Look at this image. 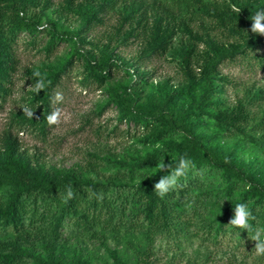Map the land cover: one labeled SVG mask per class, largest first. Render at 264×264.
Here are the masks:
<instances>
[{
    "label": "rangeland",
    "instance_id": "374dc122",
    "mask_svg": "<svg viewBox=\"0 0 264 264\" xmlns=\"http://www.w3.org/2000/svg\"><path fill=\"white\" fill-rule=\"evenodd\" d=\"M49 1L51 4L48 8H30L27 15L45 14L56 20L61 29L77 28L79 20L65 7L63 0ZM146 2L151 4L149 9L160 12L175 30L168 51L160 57L144 51L148 38L141 27H136L132 36L123 39L128 23L119 27L122 25L120 4L105 12L103 23L92 26L84 34L87 44L79 48L89 51L100 61V49L108 45L120 68L101 86L95 82L83 86L84 63L75 55L72 63L50 85L49 114L59 109L62 115L58 124L48 125L44 135L22 119L26 115L22 108L28 107L33 113L38 112L40 103L33 97L34 91L30 86L41 78L45 84H49L56 69L73 53V45L71 41L58 40L55 49L48 54L45 51L49 39L46 31L37 35L33 45L29 43L28 36L20 35L14 52L16 64L10 91L0 101V148L10 138L16 141L20 151L34 165H42L45 169L74 168L87 178L108 182L109 187L128 185L129 188L124 187L122 196L117 200V203L123 200V220L119 223L126 222L118 224L115 230H104L102 236L96 238L66 223L61 231L60 240L66 252H81L90 258L91 264H113L107 254L109 250L116 251L127 264H264V256L255 254V241L251 240L253 233L229 224L217 233L209 230L208 223L211 220L213 223L220 210L232 203L231 196L237 192L235 190L231 195L224 193L225 185L218 178L212 185L206 182L204 187L208 192L218 191L216 200H210L209 195L205 194L207 199L193 198L177 207L180 214L173 217L174 225L179 227L176 230H164L148 223L139 212L143 209L142 202L136 197L132 198V187L142 180H151L161 172L156 167L161 160L166 165L171 162L172 153L165 148L164 142L177 138L166 137L156 145L143 143L141 139L148 131L134 122H120L117 106L109 102L111 94L131 90L138 94L139 103L145 104L154 92L165 95L182 89L190 80L194 83L181 93L174 107H183L192 113L191 119L197 124L195 133L204 145L232 153L233 159L242 168L264 181V68L258 62L260 58L264 59V44L254 51H248V56H239L218 67L219 76L226 78L223 80L225 82H216L221 91L218 106L233 109L243 104L250 114L248 121L242 125L243 133L227 130L214 119L199 113L204 86L201 71L210 58V52L202 42L193 40V36L195 33L200 36L207 33L225 45H241V36L229 31L234 22L227 20V24L222 25L208 17L201 11L198 0ZM232 9H236L235 6ZM244 15L240 14V22ZM41 25L47 27L45 16ZM132 26H136V23ZM188 43L195 45V53L186 61L182 47ZM124 62L132 64L131 74L122 68ZM37 71L40 77L33 76ZM58 92L63 97L60 101L55 100ZM152 150H160L161 157L157 164L131 175L126 168H119L115 163L117 160L132 162L135 155ZM256 217V227L264 228V212ZM130 219L135 220L133 225L129 224ZM28 233L24 235L25 238H18L19 244L44 254L45 241L37 239L32 232ZM16 235L9 229L1 237L11 240ZM18 264L35 263L31 259H24Z\"/></svg>",
    "mask_w": 264,
    "mask_h": 264
},
{
    "label": "trees",
    "instance_id": "16d2710c",
    "mask_svg": "<svg viewBox=\"0 0 264 264\" xmlns=\"http://www.w3.org/2000/svg\"><path fill=\"white\" fill-rule=\"evenodd\" d=\"M63 1L65 7L79 20L77 28L73 30L61 29L56 20L45 14L27 15L30 8L39 6L48 8L51 4L49 0H0V101H3L10 91L16 64L14 52L20 35L28 36L29 43L33 45L37 35L46 31L49 39L45 51L48 54L55 49L58 40L71 41L73 45V53L56 69L52 81L38 94L33 92V97L40 103L38 112L33 113V118L27 115L22 117L42 135L46 133L49 125L46 117L50 111L52 95L50 85L72 63L75 55L84 63L83 86H89L91 82L101 86L120 68L108 45L100 49L102 55L100 61L89 51H81L79 48L87 44L84 34L92 26L103 23L105 12L120 4L122 25L119 27L122 28L124 23H128V30L123 39L132 36L136 27H141L143 32H147L148 38L143 50L148 51L150 55L163 56L168 51L175 33L174 28L165 21L166 18L160 12L149 9L151 4L146 0ZM198 1L201 11L208 17L222 25H226L227 20L234 22L229 31L238 33L243 40V44L231 46L207 33L201 36L194 34L193 40L202 42L210 52V58L201 71L204 86L198 106L199 113L214 119L227 130L243 133L242 125L250 118L245 105L238 104L233 109L218 106L221 103L218 97L221 91L216 82L226 80L225 77L219 76L218 67L226 61L236 60L239 56H248V51H254L264 44V36L251 32V19L257 11H264V0ZM232 6L240 11H234ZM240 14H245L242 22ZM43 16L46 18L47 27L39 29ZM133 23H136V26H132ZM236 25L241 27L235 28ZM247 34L249 36H246ZM182 51L187 61L193 57L195 45L188 43L182 47ZM258 62L261 68H264V59L260 58ZM122 65L126 73L131 74L132 64L124 62ZM193 83L194 81L190 80L182 89L165 95L154 92L145 104L139 103L138 94L134 91L112 92L109 102L117 106L118 120L134 122L148 131L141 139L143 143L156 145L166 137L176 136L177 139L164 142L165 148L169 149L173 156L169 163L170 168L177 166L181 156L192 161L189 171L179 179L178 187L165 197L161 198L156 194L154 184L162 175H168L167 171L156 173L151 180H142L137 186L132 187V198L136 197L142 202L143 209L139 212L148 223L164 230H176L179 227L174 225L173 217L180 214L177 207L193 198L207 199L205 194L209 195V199L216 200L218 191L209 190L214 194L213 197L204 187L206 182L212 185L218 178L225 185L224 193L231 195L235 190L237 192L231 196L232 203L220 210L213 218V223L212 220L208 223L209 230L215 233L224 230L234 215L237 203L248 205L256 218L250 223L256 227V216L264 212V181L242 168L233 159L232 153H227L219 147L204 145L195 133L197 124L191 119L192 113L183 107H174L181 93L186 92V88ZM3 146L0 148V264H18L24 259H31L35 264H91L90 258L81 252H66L60 240L61 231L66 223L96 238L102 236L104 230H115L118 224L126 222L119 223L123 220L121 206L123 200L120 203H117V200L122 196V189L128 185L109 187L108 182L87 178L74 168L45 169L42 165H34L31 159L20 151L16 141L10 138L5 140ZM160 157V150H152L135 155L132 162L117 160L115 163L119 168H126L131 175L140 169L156 165ZM69 188L74 195L66 200ZM134 222L135 220H129L130 225ZM9 229L17 234L16 237L11 240L7 237L2 238L1 236ZM28 232H32L40 241H45L44 254L19 244L18 238H25L24 235L29 234ZM116 253L113 250L107 253L113 264H127Z\"/></svg>",
    "mask_w": 264,
    "mask_h": 264
},
{
    "label": "clouds",
    "instance_id": "9594fccd",
    "mask_svg": "<svg viewBox=\"0 0 264 264\" xmlns=\"http://www.w3.org/2000/svg\"><path fill=\"white\" fill-rule=\"evenodd\" d=\"M234 7V6H233ZM239 12V9H234ZM251 32L257 33L264 36V11H257L252 19H251ZM43 25L38 26L39 29H42ZM33 76L40 77L41 74L37 71L33 73ZM46 87L45 80L43 78L38 79L34 85H31L33 91L37 94L42 91ZM62 94L56 93L55 100H62ZM23 113H25L29 118H33V111L28 108H22ZM61 111L59 109L54 110L49 115H47L46 119L49 125L58 124L61 119ZM192 166V161L184 156H181L178 160V164L175 168H170L169 164H165L163 160H161L156 167L161 172H168V175H162L158 182L154 184V191L156 194L163 198L165 197L171 190L178 187V181L181 177H184L186 173L189 171ZM73 191L71 188L67 190V199H71L73 197ZM256 218L253 215L252 211L249 209L248 205L245 203H237L234 208V215L229 220L228 224L233 226L234 228L244 229L247 232L253 233L251 236V240L255 241L254 250L257 256H264V228L254 227L250 221H254Z\"/></svg>",
    "mask_w": 264,
    "mask_h": 264
}]
</instances>
